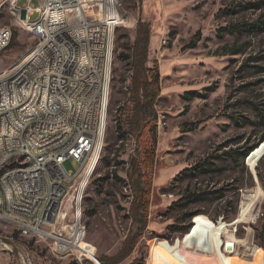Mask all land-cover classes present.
<instances>
[{
  "label": "rangeland",
  "instance_id": "374dc122",
  "mask_svg": "<svg viewBox=\"0 0 264 264\" xmlns=\"http://www.w3.org/2000/svg\"><path fill=\"white\" fill-rule=\"evenodd\" d=\"M118 4L125 23L115 34L104 146L81 209L84 241L92 255L81 260L60 257L45 242L35 241L29 243L35 263L99 264L100 256L115 261L135 228L127 171L129 155L141 139L135 133L124 138L118 134L117 116L125 108L131 75L129 64L118 54L134 40L139 21L151 25L148 66L157 63L161 87L152 129L145 130L155 151L149 223L133 252L116 264L136 259L144 264H249L255 247L264 257V0H118ZM11 7L8 0H0V28L13 32L0 53V72L22 62L37 42ZM39 16L36 11L26 21ZM234 26L252 31H230ZM236 48L240 53L230 54ZM187 91L195 93L186 95ZM186 122L200 125L182 132ZM258 144L244 161L230 157L234 150L238 154ZM204 161L213 164L209 175L178 176ZM65 166L79 168L74 160ZM200 187L213 190V199L186 209L173 206L186 188ZM62 205L61 210L69 209L68 203ZM196 210L200 213L189 218ZM70 219L74 220L72 214ZM189 224L187 232L174 229ZM227 242L233 243L232 250L226 248ZM0 264L19 262L13 255L0 254Z\"/></svg>",
  "mask_w": 264,
  "mask_h": 264
},
{
  "label": "built area",
  "instance_id": "2783aa9c",
  "mask_svg": "<svg viewBox=\"0 0 264 264\" xmlns=\"http://www.w3.org/2000/svg\"><path fill=\"white\" fill-rule=\"evenodd\" d=\"M35 1L52 4V11L27 22ZM86 2H93V10L79 7V0H20L11 7L37 40L25 62L0 72V167H8V174L0 175V191H10L0 205V254L15 256L19 264H36L32 241L45 242L56 256L87 257L81 247L86 230L75 207H82L102 155L112 84L107 73L113 72L115 34L125 17L118 0ZM60 6H68L67 23L44 26V18ZM73 26H80L81 34H73ZM12 36L10 27L0 28V53ZM73 39H81V47H74ZM104 40H111V48H104ZM75 53L88 54L95 68L67 66L66 57ZM28 54H37V61L28 62ZM34 63H42V71L28 76ZM48 74H56V81H48ZM46 90H53V98L40 100ZM63 96H70V104H63ZM78 97H85V104H78ZM79 107H87V120H80ZM54 110H61V118H54ZM69 121H76L77 129L57 132V124L69 127ZM45 127H52V134H45ZM17 136H24V146H16ZM49 143H59L60 151H47ZM50 155H58L59 166L50 164ZM69 160L79 164L77 171L67 169ZM39 170H48L49 186H41ZM19 184H28V191L20 192ZM63 203L68 210H61ZM67 213H74L72 222Z\"/></svg>",
  "mask_w": 264,
  "mask_h": 264
},
{
  "label": "trees",
  "instance_id": "16d2710c",
  "mask_svg": "<svg viewBox=\"0 0 264 264\" xmlns=\"http://www.w3.org/2000/svg\"><path fill=\"white\" fill-rule=\"evenodd\" d=\"M256 27V26H255ZM254 29V28H253ZM230 31H237L242 33L244 31H252V28L239 30L238 27H230ZM151 37V25L148 22L139 21L136 29L134 40L128 44V48L123 47L120 51L118 58L127 62L130 66L131 75L129 78V86L126 87L125 93L128 94L125 108H122L117 116V130L121 138L126 137L130 133H135L136 137L141 139L134 152L129 155L127 176L129 179L130 189L132 193V220L135 226L131 229L124 241L122 248L118 251L115 258L111 261L110 258L100 256L98 259L103 264H116L118 261L125 259L129 256L140 239L142 238L148 223H149V208L150 196L152 187L151 168L155 158V151L151 140L146 137L145 130H151L150 122L156 118L155 101L161 93L160 87V74L157 70V63L153 67L148 66V55ZM195 44H193L194 46ZM230 54L240 53V49L232 50ZM113 89H117V83L113 82ZM195 92L187 91L186 95H193ZM200 122H186L182 124V132L193 131L197 129ZM141 145V146H140ZM260 147V144L251 146L244 151L237 154L234 150L230 157L234 161L245 160L250 157L254 151ZM212 163L204 161L196 164L193 167L185 168L178 175L194 176L200 175L207 176L213 172ZM117 179L120 177L115 174ZM213 190L206 188L190 189L186 188L182 193V197L173 204L181 205L184 209L190 205L209 202L213 199ZM221 197H224L223 193ZM200 213L199 210L188 214L189 218ZM192 225L174 226V229L188 231ZM33 243V241H32ZM131 264H144L143 261L138 259L134 260Z\"/></svg>",
  "mask_w": 264,
  "mask_h": 264
},
{
  "label": "bare ground",
  "instance_id": "6f19581e",
  "mask_svg": "<svg viewBox=\"0 0 264 264\" xmlns=\"http://www.w3.org/2000/svg\"><path fill=\"white\" fill-rule=\"evenodd\" d=\"M11 6H14L17 1L20 0H8ZM79 7H86V10H93V2H86V0H79ZM36 11H40V15H49L52 11V4H42L36 7ZM68 6H60V10H54V15L51 17L44 18V26L63 25L67 23ZM30 27V24H25ZM73 34H81L80 26H73ZM74 47H81V39H73ZM104 48H111V40H104ZM37 61V54H29L28 62ZM25 62V59L22 61ZM78 63V68L88 69L95 68V61L88 59V54L75 53L66 57L67 66H75ZM42 71V63H34L28 67V76H37ZM48 81H56V74H48ZM107 81H112V73H107ZM53 98V90H46V93H40V100H49ZM63 104H70V96H63ZM78 104H85V97H78ZM80 120H87V107H79ZM107 116L103 115V124H107ZM54 118H61V110H54ZM71 129H77L76 121H69V127L66 124H57V132H64V134H71ZM45 134H52V127H45ZM16 146H24V136H17ZM47 151L59 152V143L47 144ZM101 156H99L100 159ZM98 159V160H99ZM50 164L52 166H59L58 155H50ZM8 174V167H0V175ZM39 177L41 180V186H49L50 176L48 170H39ZM20 192L28 191V184H19ZM4 199H10L9 190L0 191V205H2ZM63 206V205H62ZM82 207H75V215H82ZM74 219V213H67V220H71L70 216ZM251 214V213H250ZM250 216V215H249ZM253 216V214H251ZM86 255H92L93 251L87 243H81ZM255 257L250 261L249 264H264V257L260 250V247L254 248ZM232 258L238 259L236 255ZM240 262V261H239ZM240 264V263H236Z\"/></svg>",
  "mask_w": 264,
  "mask_h": 264
},
{
  "label": "water",
  "instance_id": "95a60500",
  "mask_svg": "<svg viewBox=\"0 0 264 264\" xmlns=\"http://www.w3.org/2000/svg\"><path fill=\"white\" fill-rule=\"evenodd\" d=\"M226 248L228 250H232L233 249V243L232 242H227L226 243ZM99 262V264H103L100 260H97Z\"/></svg>",
  "mask_w": 264,
  "mask_h": 264
},
{
  "label": "crops",
  "instance_id": "0c3cea01",
  "mask_svg": "<svg viewBox=\"0 0 264 264\" xmlns=\"http://www.w3.org/2000/svg\"><path fill=\"white\" fill-rule=\"evenodd\" d=\"M212 255V254H211Z\"/></svg>",
  "mask_w": 264,
  "mask_h": 264
}]
</instances>
